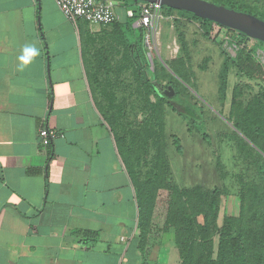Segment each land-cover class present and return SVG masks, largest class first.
Here are the masks:
<instances>
[{
    "label": "crops",
    "instance_id": "0c3cea01",
    "mask_svg": "<svg viewBox=\"0 0 264 264\" xmlns=\"http://www.w3.org/2000/svg\"><path fill=\"white\" fill-rule=\"evenodd\" d=\"M114 4L118 20L96 24L0 0V264H180L171 230L140 249L135 157L102 114L143 110L127 57L139 4Z\"/></svg>",
    "mask_w": 264,
    "mask_h": 264
},
{
    "label": "rangeland",
    "instance_id": "374dc122",
    "mask_svg": "<svg viewBox=\"0 0 264 264\" xmlns=\"http://www.w3.org/2000/svg\"><path fill=\"white\" fill-rule=\"evenodd\" d=\"M243 1L257 5L258 10L264 12V0ZM161 13L162 18L155 21L148 41L145 36L142 42L140 41L139 28L131 29L130 34L128 33L130 40L139 45L137 48L142 61H149L150 65L157 68L160 78L157 81L159 85L155 88L162 97L160 103L156 101L155 104L150 101V98L155 100L158 98L154 95L156 93H150L147 99L140 91L133 97L142 104L137 107L143 110L134 108L106 111L102 114L106 113L110 125L117 132V137L119 128H124L123 134L138 155L143 153L142 137L139 136L147 124L149 130L146 132L157 134L162 139L168 165L163 160H159L161 168H158L157 175L155 159L150 158L147 153L146 158H143V164L134 165L132 168L138 186H146L149 189L155 183L162 185L166 179L178 188L219 186L222 195L217 222L221 225L226 215H235L238 212L236 200L240 175L242 178L245 175L246 179L258 180L255 167L253 164L247 165L243 162L242 154L234 144L237 135V137L245 136L235 127L234 124L237 122L234 115H236L235 106L239 102L247 103L252 96L262 92L259 83L241 74L227 59V55L234 56L242 49L248 52L264 70V43L252 38H242L220 24L202 23L176 10L169 14H164L163 11ZM183 54L186 55L188 62L185 80L168 64ZM223 77L227 80L225 96L220 92ZM133 81L134 79L128 78L125 86L133 87L135 85ZM170 84L176 88L179 95L195 103L194 106L200 112L199 120L192 122L190 119L182 118L164 102L163 96L168 93L165 91ZM168 91L169 97L172 98L174 94ZM146 103L148 106H145ZM112 106L115 107V104ZM145 108L151 109L152 113L146 112ZM161 109L165 110L162 118L158 116V111ZM147 118L149 123H146ZM161 128L162 133L159 136ZM173 134L178 137L177 144L173 143ZM177 145L181 146V152L176 150ZM159 190L160 194L154 209L156 215L151 218L154 225L150 230V234L156 236L163 229L165 211L162 203L166 201L167 194L166 190L160 188Z\"/></svg>",
    "mask_w": 264,
    "mask_h": 264
},
{
    "label": "trees",
    "instance_id": "16d2710c",
    "mask_svg": "<svg viewBox=\"0 0 264 264\" xmlns=\"http://www.w3.org/2000/svg\"><path fill=\"white\" fill-rule=\"evenodd\" d=\"M209 1L235 7L264 19V12L258 10L257 5L246 3L243 0ZM161 8L164 14L176 10L167 6H161ZM176 11L192 19H198L202 23H212L191 13L181 10ZM138 17L139 13H136L134 19ZM227 29L242 38L250 39V37L237 30L228 27ZM139 30V39L142 42L145 29L139 27ZM256 41L264 43L260 40ZM138 46L137 42L127 44V57L132 66L137 86L143 88V95L148 98L150 93L155 92V86L159 85L157 81L160 76L154 65H150L149 61H142ZM227 59L241 74L250 80H255L262 87L261 94L252 96L247 103L239 102L235 106L236 115L234 117L237 123L234 125L241 130L246 139L241 136L237 137V135L234 138V144L238 152L242 154L243 162H246L247 165L253 164L258 177V180H250L246 179L245 175L243 178L240 175V187L237 193L238 212L235 215H226L222 224H218L217 217L222 195V189L219 186L178 188L167 179L162 182V185L155 183L149 189L146 186L140 187L137 185L133 175L135 171L132 168L134 164L135 166L142 165L143 158H146L147 153H149L150 158L155 159L157 175L159 173L158 168H161V166L159 167V160H163L168 165L165 159L164 144L161 142L162 139L157 134L146 132L149 130L147 128L148 124L139 136L142 137L143 153L141 152L138 155L132 148L130 152L135 157L134 164L129 165V171L132 173V181L136 189L139 206L141 236L139 247L144 250L148 242V235L152 225H154L151 218L156 215L154 209L160 194L159 188L164 189L167 194L166 201L162 203L165 212L161 232L166 230L173 232L180 264H264V70L248 52H244L242 49L234 56L227 55ZM168 64L179 77L184 80L187 78L188 62L185 54ZM169 87L172 88V94L174 95L172 98L169 97V93L164 95V102L182 118L190 119L192 122L199 120L200 112L194 106L195 103L179 95L173 85L170 84ZM226 89L227 80L223 77L220 84L222 96L226 95ZM154 95L158 97L157 101L160 103V94ZM144 100L146 101V99ZM147 111L152 113L151 109ZM164 111L163 109L158 111L160 118L163 117ZM146 123H149V118L146 119ZM157 130L159 131L158 128ZM161 133L162 128L159 136H161ZM172 138L173 143L177 144V135L173 134ZM176 150L181 152V146L177 145Z\"/></svg>",
    "mask_w": 264,
    "mask_h": 264
},
{
    "label": "built area",
    "instance_id": "2783aa9c",
    "mask_svg": "<svg viewBox=\"0 0 264 264\" xmlns=\"http://www.w3.org/2000/svg\"><path fill=\"white\" fill-rule=\"evenodd\" d=\"M54 2L65 17L74 23L79 19L96 24H109L118 20L114 0H54ZM138 4L139 17L136 23L144 27L145 39L148 41L155 21L162 18V5L152 2H138ZM126 14L130 17L134 16L133 9H127ZM39 136L42 144L47 146L50 140L57 136V132L44 126L39 129Z\"/></svg>",
    "mask_w": 264,
    "mask_h": 264
},
{
    "label": "water",
    "instance_id": "95a60500",
    "mask_svg": "<svg viewBox=\"0 0 264 264\" xmlns=\"http://www.w3.org/2000/svg\"><path fill=\"white\" fill-rule=\"evenodd\" d=\"M132 2H152L176 10L185 11L213 23L232 28L246 36L264 42V19L223 4L209 0H127ZM173 93L171 87L167 88ZM165 91V92H166Z\"/></svg>",
    "mask_w": 264,
    "mask_h": 264
},
{
    "label": "flooded vegetation",
    "instance_id": "af4514ba",
    "mask_svg": "<svg viewBox=\"0 0 264 264\" xmlns=\"http://www.w3.org/2000/svg\"><path fill=\"white\" fill-rule=\"evenodd\" d=\"M167 92V91H166Z\"/></svg>",
    "mask_w": 264,
    "mask_h": 264
}]
</instances>
